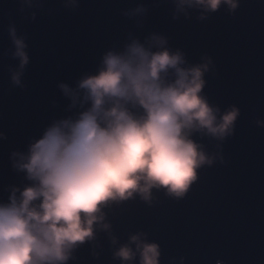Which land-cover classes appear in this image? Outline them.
Instances as JSON below:
<instances>
[{
	"label": "clouds",
	"instance_id": "obj_1",
	"mask_svg": "<svg viewBox=\"0 0 264 264\" xmlns=\"http://www.w3.org/2000/svg\"><path fill=\"white\" fill-rule=\"evenodd\" d=\"M17 2L32 21L44 4ZM170 3L173 19L195 12L204 21L222 8L234 14L240 0ZM62 5L74 11L79 0ZM147 12L138 4L121 14L140 27ZM6 31L11 47L5 55L16 61L7 67L10 84L23 89L28 37L11 20ZM213 68L207 55L190 63L163 34L141 40L129 32L121 45L103 52L94 71L73 84L58 83L68 115L53 119L26 151L10 156L26 183L9 186L7 200H0V264H69L85 243L98 256L100 234L118 264H161V248L148 233H129L121 242L108 213L134 200L152 206L157 193L180 201L198 181V170L225 163L222 146L234 135L240 110H222L205 95V76ZM255 123L264 128V120Z\"/></svg>",
	"mask_w": 264,
	"mask_h": 264
},
{
	"label": "water",
	"instance_id": "obj_2",
	"mask_svg": "<svg viewBox=\"0 0 264 264\" xmlns=\"http://www.w3.org/2000/svg\"><path fill=\"white\" fill-rule=\"evenodd\" d=\"M143 4L137 27L121 13ZM19 11L17 0H0V200L9 186H22L23 174L13 170V151L24 152L53 120L68 115L57 84H73L94 71L107 49L121 45L129 32L141 40L149 33L165 35L190 63L207 55L214 68L205 76V95L222 110L236 106L240 116L234 135L223 144L224 164L198 170V181L180 201L157 193L152 206L129 201L108 213L121 242L144 231L161 248V264H264V0H240L234 14L223 8L207 20L173 19L170 0H79L76 10L62 0H44L35 21ZM26 34L30 63L25 87L10 84L15 65L5 55L11 47L9 21ZM208 143L207 140L202 141ZM74 252L69 264H118L104 234Z\"/></svg>",
	"mask_w": 264,
	"mask_h": 264
}]
</instances>
